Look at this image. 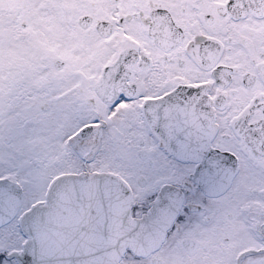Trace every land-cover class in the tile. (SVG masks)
I'll return each mask as SVG.
<instances>
[{"label":"snow or ice","instance_id":"1","mask_svg":"<svg viewBox=\"0 0 264 264\" xmlns=\"http://www.w3.org/2000/svg\"><path fill=\"white\" fill-rule=\"evenodd\" d=\"M0 264H264V0H0Z\"/></svg>","mask_w":264,"mask_h":264}]
</instances>
